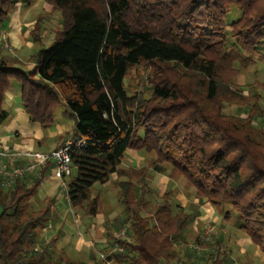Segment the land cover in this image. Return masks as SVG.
Segmentation results:
<instances>
[{"label":"trees","instance_id":"16d2710c","mask_svg":"<svg viewBox=\"0 0 264 264\" xmlns=\"http://www.w3.org/2000/svg\"><path fill=\"white\" fill-rule=\"evenodd\" d=\"M44 1L59 13L61 28L32 55V69L0 59V125L8 117L4 99L11 82L19 86L28 120L43 129L56 123L57 108L64 107L74 122L66 134L74 143L71 175L61 189L68 207L96 218L103 209L91 187L111 176L117 181L122 209L102 224V262L189 264L179 252L188 247L193 215L174 201L172 182L179 178L222 214L221 226L236 214L237 228L264 255V107L258 93L264 85L232 87L252 64L264 69V0ZM31 3L0 0V28L18 4ZM232 6L239 17L228 23ZM40 21L30 32L34 42ZM144 65L148 98L126 84L128 73ZM225 105L249 111L229 115ZM127 150L154 158L148 166L124 167ZM24 166L0 167V264H75L63 250L56 253L54 239L45 243L40 237L51 226V205L29 208L52 163L31 169L32 177L27 171L3 175ZM150 171L167 174L162 194L149 185ZM151 195L158 197L155 204ZM203 232L192 250L208 255L192 264H232L222 241Z\"/></svg>","mask_w":264,"mask_h":264},{"label":"crops","instance_id":"0c3cea01","mask_svg":"<svg viewBox=\"0 0 264 264\" xmlns=\"http://www.w3.org/2000/svg\"><path fill=\"white\" fill-rule=\"evenodd\" d=\"M33 3L34 0H32L31 5ZM35 21L36 18L33 17L27 11V9H23V6L21 4H18L15 7V9L9 14L7 20L3 23L2 27L0 28V35L1 33H4L6 35L7 40L9 41L10 47L12 49V50L10 49V52L13 56L9 59L3 58L4 57L3 52L1 51L2 48L0 47V59L6 60L12 67H18L19 65H21L24 66L27 70L33 68L34 63L31 57L35 53L31 52L32 44L27 37L30 35V32L32 31ZM48 31L53 32V30L50 27H47L46 30H44L42 33L43 36L48 35L49 34ZM4 108L8 111V117L0 125V167L6 165V169L11 170V166L17 162L23 163L24 165H29L32 163V161L27 157L21 156L22 153L24 152L48 153L49 151L57 148L59 145L63 143V141L67 138L66 137L67 133L72 134L71 132H69V130L67 131V125H71L74 122L72 119L68 117V115L65 112H64L65 116L63 114L55 115L56 123L45 129L41 128L40 125L35 122H30L28 120L26 113L23 110L22 104L19 99V86L15 82H11L8 91L5 93ZM64 119H66V121ZM3 153H10L13 155L3 156L2 155ZM141 154L143 153L141 152L139 153L133 150H127L125 152V156L124 159L122 160L121 165L124 167H134V168L146 166L143 164L142 165L138 164V161L142 156ZM124 161L127 164H124L123 163ZM33 171L34 170H30L27 171L26 173H28L32 177L33 175H35V172ZM48 171L49 174L47 176ZM48 171H46L43 174V178L41 179V183L38 188V189L40 188L44 189V191L40 193L39 197H37L36 199H34L35 198L34 197L33 199L36 207H38L39 205L43 207L45 204L51 205L52 207L51 226L50 228H46L45 230H43L46 233L45 236L42 235V239L43 241H45V243L54 239V245H56V241L60 235V231L58 230L56 233L49 231L53 229L54 204L53 201L51 200L52 199L51 197H53L51 195L55 191L54 188H46L44 186L45 185L44 183L47 181L46 179H48V181L53 180L51 179L52 178L51 167L49 168ZM113 177L116 179L115 176ZM148 180L150 186H151V182L153 181L152 183H154V186L159 191V194H162L169 184V179L165 174L162 175V174L154 173L153 175L148 177ZM57 183L60 192H62L59 186V182ZM182 186L185 190L182 189L178 190V188H174L172 186L173 187L172 189H174V201L177 202L179 207L185 208L189 213H192L193 218L187 227V233L185 236L186 241L188 243L187 248L189 249L183 247L182 252H179L180 259L182 261L189 260V264H192L194 261L201 259L204 255L205 256L208 255L204 250H199L197 251V254L194 255L193 254L194 250H192V248L194 246L193 239L197 235H199L200 232L202 233L204 231V227L206 224H211L215 226L214 233L211 235L214 236L215 239L222 241L223 245H225V247L228 249L230 253L229 260H232L233 263L234 262L237 263V260L240 259L239 257H235V260L231 258L233 248L238 247L237 250L240 256L244 257L245 254L247 253V250H249V248H251V245L253 244H251V242L247 239V237L242 231L240 232H242L243 235L239 238L236 235H233V233L231 232L233 228L229 225L228 222L225 223L223 226H221L222 215L218 214L209 204L207 203L205 204L202 200L196 199L194 197V192L189 189H186L184 187V184ZM62 194L64 201H66L64 197V193ZM56 196L57 195H54V197ZM102 215L103 214L96 216L95 220L98 219L97 221H93L91 219L86 218L85 221H83L82 223L78 222L77 225L79 226V224L80 225L84 224L85 232L89 233L91 239L93 236L97 238L100 237L98 243H100L101 246L103 247L106 242L103 238L102 224L105 220L112 219L118 214H115V216H111V218H107V219L102 218ZM234 227H236L235 224ZM97 231L99 232V235H97L96 233ZM87 243L91 245L92 242L88 241ZM93 244L95 248V243ZM60 250L62 249L59 248V251ZM89 252H90L89 257L90 259L93 260L95 256L91 250ZM188 256H190V258H188ZM247 257L246 259H248L249 264H255L256 260H259L257 261L258 263L264 264V255L260 253L258 248L257 250L252 252L251 257L249 258ZM110 264H115V263L111 261Z\"/></svg>","mask_w":264,"mask_h":264},{"label":"rangeland","instance_id":"374dc122","mask_svg":"<svg viewBox=\"0 0 264 264\" xmlns=\"http://www.w3.org/2000/svg\"><path fill=\"white\" fill-rule=\"evenodd\" d=\"M23 9H27V11L36 19L41 18L40 21V40L37 42H34L29 35L27 38L32 44L31 52L36 53L37 51L41 49L47 48L51 42L52 39L55 35V31L60 30L61 28V18L59 16V13L55 10H52V7L47 4L44 0H34V3L32 5H22ZM239 17V12L236 7H229L228 8V19L227 22L231 23L232 21H235ZM46 25V26H45ZM45 26V27H44ZM47 27H50L53 32H49L48 35L43 36V31L46 30ZM44 28V29H43ZM52 36V37H51ZM0 47L2 48L3 52V58L9 59L13 55L10 52V44L9 41L7 40V37L4 33H1L0 35ZM4 45V46H3ZM4 47V48H3ZM8 48V49H7ZM12 50V49H11ZM256 59V57H255ZM17 68L25 69L24 66L19 65ZM149 72V68L144 65V66H137L134 69H132L127 77H126V84L131 88V92L134 91H144V96L148 98L149 96V91L150 87L146 83V78L147 74ZM255 84H261L264 85V69L261 64L258 62L252 64L249 66L243 73H241L239 76H237L233 80V88L236 89H241L243 91H246L250 86H253ZM258 93L261 95V102L264 107V88L261 87L258 89ZM249 111L248 106L245 107H238V106H233V105H225L223 112L225 114H232V115H238V116H245L247 112ZM64 107L61 105L57 108V111L55 115L63 114L64 115ZM65 116V115H64ZM66 118V117H65ZM67 119V118H66ZM66 119H64L66 121ZM73 124L67 125V131L73 132ZM69 138V137H67ZM141 158L138 161V164H143L148 166L150 159L154 158L153 153H143L141 154ZM124 164H127L125 161L123 162ZM168 172V171H167ZM49 174V171L47 172V176ZM150 176L153 175L154 173L150 171ZM167 175L166 173H164ZM162 174V175H164ZM53 180L47 181L44 183L46 188H54L53 194L51 196L52 201H53V229L49 230L52 232H57L58 230L60 231V235L56 241L55 246V251L58 253L59 248L63 250V252L66 254L68 258H70L75 264H89L92 262H97V264H103L102 260L99 258L98 252L101 251V244L98 243L100 237H95L93 236L91 239V236L89 233L85 232V227L84 224L79 226L77 223H82L83 221L86 220L87 217H85L83 210L78 208V209H70L68 205L66 204V201L63 199V192H60L57 182L58 180L54 179L53 176H51ZM158 177V176H157ZM53 181V182H52ZM153 182V181H152ZM151 182V188H155L154 183ZM172 186L174 188H178V190L183 188L184 180L182 178H179L175 181L172 182ZM61 188V187H60ZM44 189H37L36 194L34 195V199L39 197L40 193L43 192ZM91 195L92 196H98L101 200L102 203V218L107 219L111 218V216H115V214H119L122 205L118 201V188H117V181L116 179L111 176L109 179L108 183L105 184H99L96 183L91 187ZM159 192V191H158ZM54 195H57L54 197ZM50 196V195H49ZM32 198V199H33ZM57 198V199H56ZM29 200V208L31 210H37L42 208V206H35L34 199ZM56 199V200H55ZM158 201V197H155L154 195H151V203L155 204ZM151 204V205H152ZM195 212V211H194ZM146 213V212H145ZM222 215V214H221ZM93 221L95 218H88ZM229 225L233 228L231 232L233 235H236L238 238L241 237L243 234L240 232L237 228L238 225V218L236 214H231V219L228 221ZM234 224L236 227H234ZM101 225V224H100ZM207 226H212L213 231L211 234L214 233L215 226L211 224H206L204 227V230ZM99 231V230H98ZM96 232L97 235H99V232ZM45 233L43 230H40V237L42 239V235L45 236ZM210 234V235H211ZM51 241V240H50ZM86 241V242H85ZM90 241L92 243H95V248L92 249L93 247L89 245L87 242ZM225 247V245H223ZM233 248V247H232ZM177 249V248H176ZM180 248H178L179 250ZM238 247L233 248L231 258L235 260V257H239L240 259L237 260V263L235 264H249L248 259L251 257L252 252L257 250V247L254 245H251V248L247 250V253L245 254L244 257L240 256L238 252ZM92 251V253L95 256V259H90L89 257V251ZM230 254V253H229ZM230 258V255H229ZM232 261V260H230ZM256 260L255 264H260ZM232 261V264H234Z\"/></svg>","mask_w":264,"mask_h":264},{"label":"built area","instance_id":"2783aa9c","mask_svg":"<svg viewBox=\"0 0 264 264\" xmlns=\"http://www.w3.org/2000/svg\"><path fill=\"white\" fill-rule=\"evenodd\" d=\"M73 145L74 143L71 140V138H66L60 147L52 149L48 153L24 152L22 153L21 156L29 158L32 161V163L29 165H25L22 168H13L12 171L10 172L3 171V175H6L8 177L21 176L23 173H25V171H29L36 167L39 169H44L47 166L48 162H51L52 176L54 179L58 180L59 186L61 187L62 190H64L66 187L64 180L71 175L70 163H71V150ZM76 145L82 146L83 143L82 141H77ZM2 155L10 156L13 154L3 153ZM2 168L4 170L5 165H3ZM212 231H213V227L207 226L203 233L206 237H209ZM122 235L123 232H119L114 234V237L118 238L121 237ZM115 250L116 249L114 248L112 252ZM100 257L102 259H105L106 256L101 255ZM104 264H110V261H106L104 262Z\"/></svg>","mask_w":264,"mask_h":264}]
</instances>
